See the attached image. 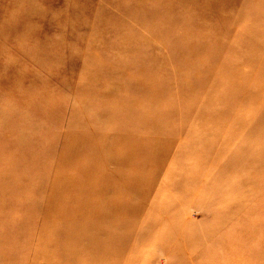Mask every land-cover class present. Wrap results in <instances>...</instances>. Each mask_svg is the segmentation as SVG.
<instances>
[{"label":"rangeland","instance_id":"1","mask_svg":"<svg viewBox=\"0 0 264 264\" xmlns=\"http://www.w3.org/2000/svg\"><path fill=\"white\" fill-rule=\"evenodd\" d=\"M0 264H264V0H0Z\"/></svg>","mask_w":264,"mask_h":264}]
</instances>
